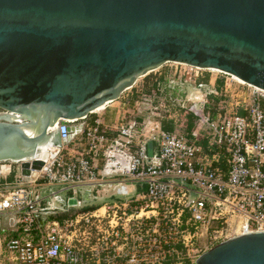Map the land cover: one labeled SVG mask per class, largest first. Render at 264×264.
<instances>
[{
    "label": "built area",
    "instance_id": "2783aa9c",
    "mask_svg": "<svg viewBox=\"0 0 264 264\" xmlns=\"http://www.w3.org/2000/svg\"><path fill=\"white\" fill-rule=\"evenodd\" d=\"M173 63V74L210 85L214 96L176 106L141 93L136 115L122 97L114 121L81 118L78 154L63 143L50 147L28 175L19 163L0 162V174L16 171L0 192V264H193L201 246L264 231V90ZM207 72L216 74L203 81ZM162 119L171 129H162ZM72 121L54 125L61 140ZM43 183L54 188L46 194ZM98 188L112 200L85 207L77 195L89 198ZM61 195L77 198L79 209L57 205Z\"/></svg>",
    "mask_w": 264,
    "mask_h": 264
},
{
    "label": "water",
    "instance_id": "95a60500",
    "mask_svg": "<svg viewBox=\"0 0 264 264\" xmlns=\"http://www.w3.org/2000/svg\"><path fill=\"white\" fill-rule=\"evenodd\" d=\"M167 62L264 90V0H0V162L41 169L42 145L65 143L81 118ZM60 119L73 120L64 140ZM193 264H264V231L223 240Z\"/></svg>",
    "mask_w": 264,
    "mask_h": 264
},
{
    "label": "rangeland",
    "instance_id": "374dc122",
    "mask_svg": "<svg viewBox=\"0 0 264 264\" xmlns=\"http://www.w3.org/2000/svg\"><path fill=\"white\" fill-rule=\"evenodd\" d=\"M174 66H176L175 63L167 62L163 64L162 66L154 69L153 71H150L146 75L140 76L136 80V83H135L136 84L135 88L138 90L136 93H134L135 95L130 96L129 95L130 93H128V91L125 90L124 92H122L120 97L117 99V102H112L111 106L107 107L106 110L108 109L112 113V116L114 115V112H116V116H117L118 110H121L122 108L121 102H122V97H124L126 98V101H128V104L124 105V109H129L130 111L129 114H131V111L135 110L133 111V114L136 115L137 111L135 107L139 108V105L135 106L134 100H136L138 96H141V93H146L153 89L156 91L155 89L156 86L159 89V94L161 95L160 97L173 101L174 105L176 106L194 104L196 102L194 97H198L199 99H201L202 97L206 95L212 94L211 93L212 89L210 85L204 84L203 86H198L193 82L184 81L177 74H173ZM206 74L207 76L211 74L215 76L216 73L215 72L204 73V75ZM155 79L156 81H154ZM151 82L156 84L155 87L153 86L154 84L150 85ZM212 96L214 95L212 94ZM215 96H218V95H215ZM170 107L172 108L173 106H170ZM146 112L151 113L150 109H148V111ZM160 113L163 114L164 113L163 110H161ZM151 116H154V115L151 114ZM151 116H150V119H152ZM107 194H108L107 191H104L100 188H98L94 192H91L89 200L87 201V203H85V207L88 205H99L105 201H111L112 199L103 197L104 195H107ZM77 197L79 199H83L81 193H79ZM55 203L57 205H61L58 202H55ZM70 209L77 210L79 208L72 207ZM204 247L201 246L200 248L204 251L206 250Z\"/></svg>",
    "mask_w": 264,
    "mask_h": 264
},
{
    "label": "crops",
    "instance_id": "0c3cea01",
    "mask_svg": "<svg viewBox=\"0 0 264 264\" xmlns=\"http://www.w3.org/2000/svg\"><path fill=\"white\" fill-rule=\"evenodd\" d=\"M156 81V79L154 80ZM136 83V82H135ZM126 89V91H128V93H130V96L135 95L134 93H136L138 90L135 88V84ZM154 83H150V85H153ZM156 84H154L153 86L155 87ZM132 89V90H131ZM156 91L153 89L151 91H149L148 93H152L154 94V96H161L159 94V89L156 86L155 87ZM198 98V97H196ZM199 99V98H198ZM112 102H117V100H114ZM109 105H107L105 108H102L101 110H97L95 113L92 114H88L86 121L91 122L93 120V118H95L96 116H99L104 122H112L115 118H116V112H114V115L112 116V113L106 108L111 106V103ZM82 139V133H76L70 136L69 140H67L65 143H63L65 145V147L69 150H71L72 154H78L80 152V150L82 149V147L84 146ZM94 162L97 166H100L101 164V157L98 156L94 159ZM16 171L13 170V168L10 170L9 173H2L0 174V192H2L3 190H7L9 188H11V184L15 178ZM41 189V191H45L47 194V188H54L53 186H47L44 185V183L39 187Z\"/></svg>",
    "mask_w": 264,
    "mask_h": 264
},
{
    "label": "bare ground",
    "instance_id": "6f19581e",
    "mask_svg": "<svg viewBox=\"0 0 264 264\" xmlns=\"http://www.w3.org/2000/svg\"><path fill=\"white\" fill-rule=\"evenodd\" d=\"M210 70L217 71V69H212V68H211ZM218 71H219V70H218ZM232 76H233V75H232ZM233 78L236 79V80L239 81V82L244 83V81H243L242 79H240V78H238V77H236V76H233ZM102 108H103V105H102V106H99L98 108H96L95 111H97V110H101ZM27 132L31 133L32 130H31V129H27ZM50 147L52 148V146H50V145H42V146L40 147L39 157H41L42 155H44V153L46 152L47 148H50Z\"/></svg>",
    "mask_w": 264,
    "mask_h": 264
},
{
    "label": "trees",
    "instance_id": "16d2710c",
    "mask_svg": "<svg viewBox=\"0 0 264 264\" xmlns=\"http://www.w3.org/2000/svg\"><path fill=\"white\" fill-rule=\"evenodd\" d=\"M207 80V75L205 76L204 80L203 81H206ZM221 84V81H218L217 82V86H219ZM198 85V84H197ZM209 96H212L211 94ZM191 118H192V114H189L188 115V125L191 126L192 123H191ZM161 127L162 129L164 130H169L171 129V124L169 122H167L166 120L162 119L161 120Z\"/></svg>",
    "mask_w": 264,
    "mask_h": 264
}]
</instances>
